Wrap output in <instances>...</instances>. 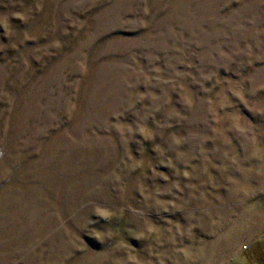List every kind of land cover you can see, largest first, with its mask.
Instances as JSON below:
<instances>
[{
  "label": "rangeland",
  "instance_id": "1",
  "mask_svg": "<svg viewBox=\"0 0 264 264\" xmlns=\"http://www.w3.org/2000/svg\"><path fill=\"white\" fill-rule=\"evenodd\" d=\"M0 264H264V0H0Z\"/></svg>",
  "mask_w": 264,
  "mask_h": 264
}]
</instances>
